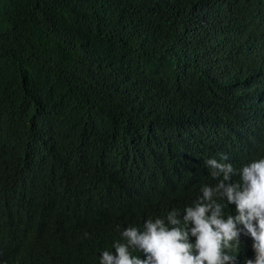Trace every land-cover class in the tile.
I'll use <instances>...</instances> for the list:
<instances>
[{
	"label": "trees",
	"instance_id": "1",
	"mask_svg": "<svg viewBox=\"0 0 264 264\" xmlns=\"http://www.w3.org/2000/svg\"><path fill=\"white\" fill-rule=\"evenodd\" d=\"M218 154L264 158V0H0V264H100Z\"/></svg>",
	"mask_w": 264,
	"mask_h": 264
},
{
	"label": "clouds",
	"instance_id": "2",
	"mask_svg": "<svg viewBox=\"0 0 264 264\" xmlns=\"http://www.w3.org/2000/svg\"><path fill=\"white\" fill-rule=\"evenodd\" d=\"M204 166L210 180L182 217L172 210L127 226L119 236L123 242L113 245L115 254L104 251L100 264H237L229 252L239 246L241 235L253 241L255 256L246 264H264V158L238 168L232 158L218 154ZM220 200L234 204L236 214L225 218ZM137 250L143 259L132 254Z\"/></svg>",
	"mask_w": 264,
	"mask_h": 264
}]
</instances>
